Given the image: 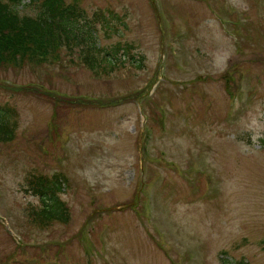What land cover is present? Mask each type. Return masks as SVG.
Here are the masks:
<instances>
[{
	"label": "rangeland",
	"instance_id": "obj_1",
	"mask_svg": "<svg viewBox=\"0 0 264 264\" xmlns=\"http://www.w3.org/2000/svg\"><path fill=\"white\" fill-rule=\"evenodd\" d=\"M74 1L116 12L97 48L131 43L141 68L96 77L64 47L0 66L18 122L0 142V264H264V0ZM30 172L64 174L67 223L29 220Z\"/></svg>",
	"mask_w": 264,
	"mask_h": 264
},
{
	"label": "trees",
	"instance_id": "obj_2",
	"mask_svg": "<svg viewBox=\"0 0 264 264\" xmlns=\"http://www.w3.org/2000/svg\"><path fill=\"white\" fill-rule=\"evenodd\" d=\"M22 1L36 5L38 14L20 15L16 6ZM124 25L113 10L100 9L88 15L74 0H0V66L44 62L64 47L70 52L79 50L83 66L96 77L113 72L125 62L136 61V66L141 68L143 56L136 59L131 43L116 42L97 48L98 31L109 37L111 33L118 34ZM17 129L15 109L0 105V142L12 141ZM66 182L61 172L26 175L24 190L40 202L38 207L28 210L32 223L43 227L53 221H69V208L60 197ZM236 264L246 263L239 260Z\"/></svg>",
	"mask_w": 264,
	"mask_h": 264
}]
</instances>
